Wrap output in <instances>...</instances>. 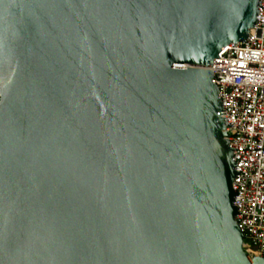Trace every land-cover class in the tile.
I'll use <instances>...</instances> for the list:
<instances>
[{"label":"water","instance_id":"95a60500","mask_svg":"<svg viewBox=\"0 0 264 264\" xmlns=\"http://www.w3.org/2000/svg\"><path fill=\"white\" fill-rule=\"evenodd\" d=\"M259 2L0 0V264H264L208 69Z\"/></svg>","mask_w":264,"mask_h":264},{"label":"built area","instance_id":"2783aa9c","mask_svg":"<svg viewBox=\"0 0 264 264\" xmlns=\"http://www.w3.org/2000/svg\"><path fill=\"white\" fill-rule=\"evenodd\" d=\"M233 150V205L242 250L264 260V0L244 41L223 48L208 68ZM233 136V137H232ZM232 137V139H231Z\"/></svg>","mask_w":264,"mask_h":264}]
</instances>
